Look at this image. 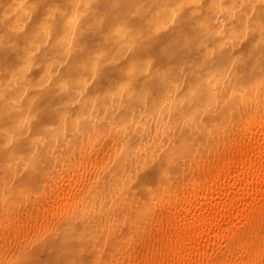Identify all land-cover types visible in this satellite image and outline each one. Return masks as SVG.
Masks as SVG:
<instances>
[{"label":"bare ground","instance_id":"1","mask_svg":"<svg viewBox=\"0 0 264 264\" xmlns=\"http://www.w3.org/2000/svg\"><path fill=\"white\" fill-rule=\"evenodd\" d=\"M48 3L102 54V82L61 92L60 66L27 57L14 29ZM262 14L0 0V264H264ZM174 16L188 46L161 55Z\"/></svg>","mask_w":264,"mask_h":264},{"label":"snow or ice","instance_id":"2","mask_svg":"<svg viewBox=\"0 0 264 264\" xmlns=\"http://www.w3.org/2000/svg\"><path fill=\"white\" fill-rule=\"evenodd\" d=\"M39 8L40 11L31 17V23L24 29L16 28L14 31L18 34L16 39L19 43L24 44V51L27 52L29 59L42 57L45 61H51L60 66L58 80H61V92H71L73 87L80 86L77 84V78H82V84L102 82L103 78L109 74L108 67L105 66L97 50L93 55L94 45L84 42L83 36L77 38L72 33L69 39V28L65 24L63 14L60 12L61 5L48 3L33 5V8ZM179 7V6H177ZM172 28L174 34L171 35L167 43L160 48L161 55L171 54L178 50L179 46L185 48L187 44L185 22L180 21L174 16ZM261 31L264 33V14L260 20ZM147 43L159 47V44L153 42L158 40L154 35L151 25L145 29ZM159 32V29H156ZM37 38L39 43L36 42ZM31 41V43H29ZM16 52H20L18 46L13 45ZM143 54V49L139 50ZM107 59V57H104ZM91 77V81L87 77Z\"/></svg>","mask_w":264,"mask_h":264}]
</instances>
